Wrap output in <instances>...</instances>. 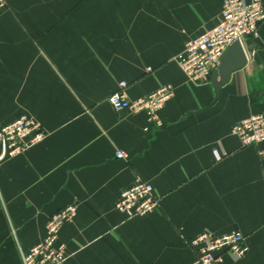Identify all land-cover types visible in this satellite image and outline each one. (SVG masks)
I'll list each match as a JSON object with an SVG mask.
<instances>
[{
  "label": "crops",
  "instance_id": "crops-1",
  "mask_svg": "<svg viewBox=\"0 0 264 264\" xmlns=\"http://www.w3.org/2000/svg\"><path fill=\"white\" fill-rule=\"evenodd\" d=\"M223 3L8 0L0 127L27 114L48 136L0 160V264H23L21 250L71 203L77 216L60 233L66 264H190L197 252L188 240L205 228L246 236L247 254L225 253L220 264H264V143L244 147L232 134L264 113V22L255 53L216 102L212 83L190 82L177 60L188 39L219 22ZM123 80L131 100L175 86L162 126L114 109L110 96ZM119 149L129 158H117ZM138 177L161 205L128 219L115 206Z\"/></svg>",
  "mask_w": 264,
  "mask_h": 264
},
{
  "label": "built area",
  "instance_id": "built-area-1",
  "mask_svg": "<svg viewBox=\"0 0 264 264\" xmlns=\"http://www.w3.org/2000/svg\"><path fill=\"white\" fill-rule=\"evenodd\" d=\"M7 5L8 0H0V10ZM263 22V0H224L219 22L198 36L188 39L177 58L187 79L197 85L210 84L226 49L235 41H240L246 49L247 39L255 41L261 37ZM250 53L254 54L255 50ZM250 53L247 52L248 60ZM148 70L152 68L149 67ZM127 86V81H120L118 89L111 94L110 103L114 109L146 113L150 123L162 126L159 113L174 97L175 86L166 84L135 100L126 95ZM148 129L146 127V130ZM232 134L244 147L261 145L264 143V113L253 114L237 122L232 128ZM47 136L48 132L35 117L20 115L14 122L0 127V160L25 153ZM259 153L264 156V147ZM116 157L128 159L129 155L119 149L116 151ZM220 157L218 154L217 158ZM160 205L161 199L156 195L154 185L138 177L133 185L122 192L115 207L130 219L147 215ZM77 213L76 203L54 212L46 225L43 239L28 252L21 250L23 264H66L69 254L66 243L60 239V233L64 224L73 221ZM188 243L197 252L190 264H220L225 253L240 259L249 250L246 236L236 230L220 235L210 228H205L197 237L188 240Z\"/></svg>",
  "mask_w": 264,
  "mask_h": 264
},
{
  "label": "water",
  "instance_id": "water-1",
  "mask_svg": "<svg viewBox=\"0 0 264 264\" xmlns=\"http://www.w3.org/2000/svg\"><path fill=\"white\" fill-rule=\"evenodd\" d=\"M246 44L248 52L255 47L252 39H247ZM246 49L240 41H235L224 52L220 65L215 69L211 79L215 92L213 102L220 99L223 87L230 82L233 74L247 66L249 60Z\"/></svg>",
  "mask_w": 264,
  "mask_h": 264
}]
</instances>
